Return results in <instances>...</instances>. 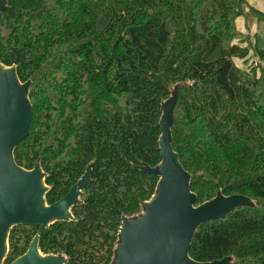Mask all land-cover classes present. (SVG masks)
Here are the masks:
<instances>
[{
	"label": "trees",
	"instance_id": "1",
	"mask_svg": "<svg viewBox=\"0 0 264 264\" xmlns=\"http://www.w3.org/2000/svg\"><path fill=\"white\" fill-rule=\"evenodd\" d=\"M0 63L31 82L29 136L17 165L47 174L52 205L92 167L74 222L40 236L43 255L111 264L123 217L142 211L159 178L162 105L177 88L173 149L201 205L221 192L255 206L202 225L190 257L264 264V51L235 21L246 0H7ZM239 40L238 42H236ZM243 43V44H242ZM252 60V61H251ZM239 61L240 64H239ZM39 227L16 226L4 264L23 256Z\"/></svg>",
	"mask_w": 264,
	"mask_h": 264
},
{
	"label": "water",
	"instance_id": "2",
	"mask_svg": "<svg viewBox=\"0 0 264 264\" xmlns=\"http://www.w3.org/2000/svg\"><path fill=\"white\" fill-rule=\"evenodd\" d=\"M0 0V11L7 9ZM31 82L21 83L17 69L0 63V264L9 252V237L16 226L39 227L27 252L12 264H67L64 254L46 256L39 250L40 236L57 222H74L72 209L83 204V190L91 182L92 167L60 201L49 205L47 174L40 162L33 170L19 167L14 152L30 133L33 106ZM178 101L177 88L162 105L159 122L161 162L154 168L140 170L159 178L154 196L143 203L142 211L123 217L111 264H232L227 257L211 263H200L190 257L198 229L209 222L226 219L241 208L254 207V201L243 195L215 198L196 206L197 195L191 191V174L173 149V117Z\"/></svg>",
	"mask_w": 264,
	"mask_h": 264
},
{
	"label": "rangeland",
	"instance_id": "3",
	"mask_svg": "<svg viewBox=\"0 0 264 264\" xmlns=\"http://www.w3.org/2000/svg\"><path fill=\"white\" fill-rule=\"evenodd\" d=\"M249 4V7H254L257 10L264 13V0H246ZM235 26L242 35V39L246 43H242L243 46H248V40L253 38L255 44H257L260 50L264 51V21L257 20L254 18L250 12L246 11L244 16L239 17L235 21ZM237 40L236 42H238ZM252 61V60H251ZM241 61H239L240 64ZM261 67H264V61H257ZM173 93V92H172Z\"/></svg>",
	"mask_w": 264,
	"mask_h": 264
}]
</instances>
